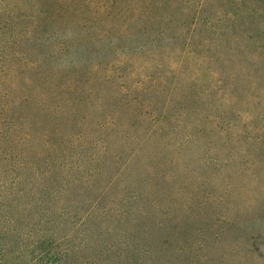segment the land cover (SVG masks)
I'll return each mask as SVG.
<instances>
[{
    "label": "rangeland",
    "instance_id": "374dc122",
    "mask_svg": "<svg viewBox=\"0 0 264 264\" xmlns=\"http://www.w3.org/2000/svg\"><path fill=\"white\" fill-rule=\"evenodd\" d=\"M0 264H264V0H0Z\"/></svg>",
    "mask_w": 264,
    "mask_h": 264
},
{
    "label": "trees",
    "instance_id": "16d2710c",
    "mask_svg": "<svg viewBox=\"0 0 264 264\" xmlns=\"http://www.w3.org/2000/svg\"><path fill=\"white\" fill-rule=\"evenodd\" d=\"M150 8H152V7H150ZM137 11H138L139 13H141V10H138V9H137ZM155 11H156V10H155ZM142 14H144V15H145V13H144V12H143Z\"/></svg>",
    "mask_w": 264,
    "mask_h": 264
}]
</instances>
